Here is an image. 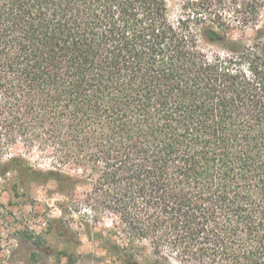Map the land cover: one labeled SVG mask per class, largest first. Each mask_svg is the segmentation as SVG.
I'll use <instances>...</instances> for the list:
<instances>
[{"label":"trees","instance_id":"16d2710c","mask_svg":"<svg viewBox=\"0 0 264 264\" xmlns=\"http://www.w3.org/2000/svg\"><path fill=\"white\" fill-rule=\"evenodd\" d=\"M220 5L0 0V158L88 182L149 264H264V31L229 37Z\"/></svg>","mask_w":264,"mask_h":264},{"label":"rangeland","instance_id":"374dc122","mask_svg":"<svg viewBox=\"0 0 264 264\" xmlns=\"http://www.w3.org/2000/svg\"><path fill=\"white\" fill-rule=\"evenodd\" d=\"M167 2L171 19H175L183 0ZM218 8L226 19L239 25L229 31V37L253 38L256 32L250 25L254 24L264 31V0H221ZM243 19L250 25L241 29ZM14 158L18 163L11 161ZM57 168L43 153L22 144L1 156L0 264H134L124 257L126 252L132 253L138 264H149L144 260L152 256L148 245H144L143 254L129 249L123 233L113 226L114 216L86 208L88 182L73 188L43 173Z\"/></svg>","mask_w":264,"mask_h":264}]
</instances>
